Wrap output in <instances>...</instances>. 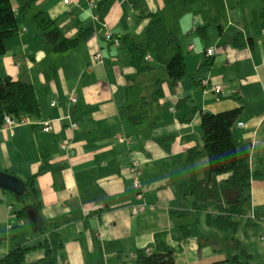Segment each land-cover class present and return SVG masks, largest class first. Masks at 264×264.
I'll return each instance as SVG.
<instances>
[{"label": "crops", "instance_id": "1", "mask_svg": "<svg viewBox=\"0 0 264 264\" xmlns=\"http://www.w3.org/2000/svg\"><path fill=\"white\" fill-rule=\"evenodd\" d=\"M28 1L30 6L20 16V33L7 40L0 56V77L31 83L41 105V116L34 120L51 121L53 129L44 132L33 124L1 129L0 169L23 181L34 176L36 191L29 201L39 202L43 220L50 229L49 223H55L54 229L61 233V264H137L135 251L143 248L158 254L173 249L175 264H227L223 244H199L201 239L224 235L206 225L207 213H214L211 208L194 209L197 195L192 178H207L208 157L202 153L205 160L191 162L188 151L203 149V112L240 106L239 122L244 127L239 129V141L251 147V199L234 236L255 261L264 263L260 239L264 232V1ZM12 2L18 8V2ZM38 12L52 19L66 37H77L87 29L92 33L70 50H53L41 35ZM149 14L162 15L178 36L188 72L180 81L172 83L166 74L143 86L136 79L146 72L130 64L124 43L115 46L105 38L130 34L143 40ZM210 47L216 50L208 58ZM98 50L104 63L93 62ZM150 53L152 58L146 61L155 62L157 53ZM158 58L159 65L151 64L148 72L157 68L165 72L167 57ZM204 79L221 85L222 91L204 92ZM157 83L163 94L158 100L159 119L133 125L127 107L150 99ZM131 85L135 87L130 90ZM135 90L141 93L138 102H133ZM71 94L77 98L72 106ZM153 106L142 104V109ZM192 109H196L192 119L184 120ZM67 113L78 123L74 130L63 119ZM121 135L131 142H120ZM64 139L73 144L74 154L68 159L60 148ZM133 160L139 161L146 200L154 205L136 217L130 213L137 202L129 172ZM45 162L49 164L43 170ZM226 177H216V183ZM210 184L205 183V188L214 187ZM203 199L198 197V204ZM15 207L11 202L0 208V257L15 245H31L38 238L32 223L14 214ZM42 256V250H33L27 259Z\"/></svg>", "mask_w": 264, "mask_h": 264}, {"label": "trees", "instance_id": "2", "mask_svg": "<svg viewBox=\"0 0 264 264\" xmlns=\"http://www.w3.org/2000/svg\"><path fill=\"white\" fill-rule=\"evenodd\" d=\"M16 1L19 5L18 8L14 7L12 0H0V56L6 51L7 40L20 33L21 17L24 16L27 7L31 4L28 0ZM36 17L41 35L53 50H70L92 33L91 29H87L77 37L69 38L63 34L52 19L44 15V12H38ZM147 17L149 21L143 40H138L130 34L119 36L121 43H124L130 55V64L139 72H146L153 67L146 62L145 56L148 52L155 51L159 57L164 58L170 51H173L167 63V72L172 83L180 81L187 76L188 72L177 34L168 27L162 15L149 14ZM201 31H204V28L199 29L200 33ZM132 87L133 85L128 88L131 90ZM158 87L159 83H157L150 99L144 97V101L142 99L139 104L135 103L127 107V117L133 125L146 122L155 123L159 119L161 113L158 100L163 94L161 88ZM142 104H154V106L150 107V110L147 108L143 110ZM195 112L196 109L190 110L184 115V120L190 121ZM242 112V106L217 113L203 112L200 123L204 142L203 149L198 150L194 147L188 151L191 162L197 160L202 153L208 157L207 178L204 180H200L196 176L192 178L193 192L197 195L194 209L206 211L211 208L214 213H207L206 225L224 235L223 239L211 236L201 239L199 244L201 247L212 242L223 244L228 253L224 259L227 264H264L255 261L243 247L242 241L234 236L240 226L239 218L246 214L251 199V147L250 144L239 141V129L244 127V125L239 126ZM6 114L16 117L27 115L33 121L40 118V101L31 83L11 76L0 77V124ZM48 164L45 162L41 169H46ZM5 172L14 174L8 170ZM224 174L227 177L217 184L216 177ZM205 183L209 185L213 183L214 187L208 189V185L205 188ZM25 184V192L16 196L17 201L23 206L15 207L14 214L31 222L38 238L31 245L22 243L15 245L0 257V264H61L64 250L63 237L56 228L54 229L55 223H49L52 226L50 229L48 223L43 220L41 204L29 201L36 191L34 176L29 177ZM200 196H204V199L198 204ZM144 199L147 204L153 205L146 200V197ZM140 202L137 199L133 205ZM9 206L14 207L13 205ZM132 206L130 213L133 217L149 211L133 215ZM185 213V211L179 212L181 215ZM248 222L250 223L251 220ZM33 250H42L43 256L35 261H28L27 254ZM148 250L150 253L147 252ZM215 250L217 249L215 248ZM134 260L137 264H175L173 249L162 254L152 253L150 248L138 249L135 251Z\"/></svg>", "mask_w": 264, "mask_h": 264}, {"label": "built area", "instance_id": "3", "mask_svg": "<svg viewBox=\"0 0 264 264\" xmlns=\"http://www.w3.org/2000/svg\"><path fill=\"white\" fill-rule=\"evenodd\" d=\"M65 3H69V0H64ZM25 30V29H24ZM105 38L108 42L113 43V45H117L119 46L121 44V40L119 37L114 36L112 34H106ZM215 47H210L207 49L206 51V56L208 58H211L214 56L215 54ZM93 62L94 63H104V56L102 54V52L100 50L96 51L95 53H93ZM152 56L151 53L148 52L145 56L146 60H151ZM202 85L204 87V92L209 93V92H214L219 94L222 91V86L219 84H214V85H210V81L207 79L202 80ZM69 103L70 105H74L77 103V98L74 94H71L69 96ZM52 105H55V102H52ZM63 119H67L69 121V127L70 129L74 130L78 127V123L73 121L72 116L70 113H67L66 115L63 116ZM41 125L42 130L44 132H49L53 129V125L51 121H33L32 118H30V116L24 115V116H20V117H16V116H11L9 114H6L3 118V122L0 124V130H7L9 129L10 131L13 130L14 127L16 126H23V125ZM244 123L240 122L239 126H243ZM118 140L122 143H130V138L125 136V135H121L118 137ZM60 148L61 150H63L66 155H67V159L69 158V156H72L74 154V150L73 148V144L71 143V141L69 139H64L61 144H60ZM129 172L131 174V176L133 177V187L137 190V194L136 197L137 199H139L141 202L133 205L132 206V214L136 215L139 214L141 212L147 211V210H152L154 208L153 205H149L145 202V190L143 187V184L141 183L140 180V175L142 173L141 169L139 168V161L138 160H133L131 165L129 166ZM11 208V207H10ZM261 241L264 242V232L261 234L260 236ZM148 253H150V251H147Z\"/></svg>", "mask_w": 264, "mask_h": 264}, {"label": "rangeland", "instance_id": "4", "mask_svg": "<svg viewBox=\"0 0 264 264\" xmlns=\"http://www.w3.org/2000/svg\"><path fill=\"white\" fill-rule=\"evenodd\" d=\"M29 24H32V23H29ZM34 26H36V22L35 21H34ZM171 56H172L171 54L170 55L168 54V56H166L167 57V61H165L166 62V67L164 68V71H165L164 73H162L161 70H159V68H157L156 71H152V72H148L149 71V69H148L145 74H143L142 76L139 77V79H136V80H139L138 82H142L141 84L143 86H147L149 84V82H151L152 78L155 79L156 77H160V76L162 77L163 75H166V74L168 75L167 63L169 62ZM160 60L158 58V55L156 54L155 59H154L155 62H147V61L146 62L149 63L150 65L152 64L154 67H157L159 65V63H160ZM133 87H135V86H133ZM140 95H141L140 91L139 90H135V93L133 95V102H138ZM220 111H216V112H220ZM216 112H214V113H216ZM204 155H206V154L204 153ZM203 159L204 158L200 157V161L203 160ZM11 202L16 204L18 207L20 206V203L17 201L16 196L12 192L0 189V208L1 207L6 208L7 204L11 203Z\"/></svg>", "mask_w": 264, "mask_h": 264}, {"label": "water", "instance_id": "5", "mask_svg": "<svg viewBox=\"0 0 264 264\" xmlns=\"http://www.w3.org/2000/svg\"><path fill=\"white\" fill-rule=\"evenodd\" d=\"M0 189L12 192L14 195H22L26 190L25 181L15 174L0 169Z\"/></svg>", "mask_w": 264, "mask_h": 264}]
</instances>
